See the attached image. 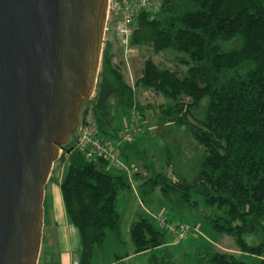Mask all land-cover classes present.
<instances>
[{
    "label": "trees",
    "instance_id": "1",
    "mask_svg": "<svg viewBox=\"0 0 264 264\" xmlns=\"http://www.w3.org/2000/svg\"><path fill=\"white\" fill-rule=\"evenodd\" d=\"M130 43L182 54L178 61L187 67L184 72L146 59L135 86L168 100L159 106V122L182 129L195 145L186 160L191 175L184 178L177 174L179 154L169 144L163 152L170 173L154 168L140 137L123 144L122 159L139 161L146 172L135 175L140 195L158 190L170 221L178 217L181 222L186 210L209 209L199 217L231 237L243 255L217 251L201 238L193 264H264V0H160L156 12L136 14ZM99 77L114 90L118 106L144 115L108 47L101 54ZM86 114L82 107L80 118ZM95 126L113 139L120 129H104L99 121ZM70 146L68 141L63 149ZM112 171L106 162H88L78 151L68 155L59 188L78 233L79 264H92L93 250L102 251L107 230L122 241L117 198L131 184L125 174ZM129 237L134 253L149 254L146 264H174L167 233L151 219L138 215Z\"/></svg>",
    "mask_w": 264,
    "mask_h": 264
},
{
    "label": "water",
    "instance_id": "2",
    "mask_svg": "<svg viewBox=\"0 0 264 264\" xmlns=\"http://www.w3.org/2000/svg\"><path fill=\"white\" fill-rule=\"evenodd\" d=\"M108 0H0V264H37L44 186L101 61Z\"/></svg>",
    "mask_w": 264,
    "mask_h": 264
},
{
    "label": "rangeland",
    "instance_id": "3",
    "mask_svg": "<svg viewBox=\"0 0 264 264\" xmlns=\"http://www.w3.org/2000/svg\"><path fill=\"white\" fill-rule=\"evenodd\" d=\"M119 19L120 13L118 11V5H115L113 0H109L101 54L105 48H109L110 53L113 55V62L119 66L124 81L133 90L135 102L144 108V115L142 116L143 132L140 135L139 145L143 150L147 151L148 158L153 162L154 168L157 171L170 173V167L165 164V156L163 152L164 144H169L175 148L176 152L179 154L176 159L178 167L177 174L184 178L189 177L191 175L190 163L186 160H190L189 158H191L195 152L193 141L182 129H175V127L169 122H159V106L168 103V100L151 88L135 86V81L141 76V70L146 59H152L159 68L184 72L187 67L185 64L178 61V58L181 57L182 54H177L173 50H165L160 53H155L152 48L147 45L134 46L135 51L130 55L125 53L121 39L116 31ZM100 68L101 61L94 90L92 94L85 99L82 105L83 109L87 110L85 118L90 120L94 125L99 121L104 129L108 127H119V134L124 124V118L129 116L135 109L130 108L126 112V110L116 104V94L114 90L110 86L108 87L107 82L99 77ZM137 111L139 110H136V112ZM77 133L75 131L70 136L69 142L71 146L68 149H60L59 153L61 156L52 164L48 180L44 186V192L47 195L50 193L51 186L56 184L57 180L62 177L65 171L68 155L71 151H74L73 148ZM96 136L99 140L107 144L114 145L116 143L115 138L105 137L98 132ZM128 163L136 164L139 167L140 172L143 174L146 173L139 161L131 160ZM130 181L132 182L134 189H132V191L124 190L120 192L117 198V205L122 223V241L118 242L114 234L107 230L102 251L98 248L93 250L92 264H146L149 256L148 253L141 256L131 257L122 263L118 262L119 257H124L125 255L132 253L133 245L130 241L129 231L126 229L129 217H131V215H133L132 217H135L142 214L151 219L156 225L153 216L161 213L169 220L170 215L168 214L167 205L159 191L155 190L150 195L142 196L138 191L139 181H136L134 176ZM208 210L209 209L200 206L197 211L192 212L191 210H186L183 212L182 215L184 218L181 222L189 223L192 225L193 229H196L192 230L183 240L169 247V250L173 254L172 261L174 264H193L195 248L201 241V238L211 244L217 251L231 253L239 258L243 257L234 246L231 237L213 231L199 217L204 212L209 213ZM173 221L177 222L178 217H174ZM167 236L169 238V243L172 244L173 241L171 237L168 234ZM52 264L56 263L54 262Z\"/></svg>",
    "mask_w": 264,
    "mask_h": 264
},
{
    "label": "built area",
    "instance_id": "4",
    "mask_svg": "<svg viewBox=\"0 0 264 264\" xmlns=\"http://www.w3.org/2000/svg\"><path fill=\"white\" fill-rule=\"evenodd\" d=\"M159 7L160 0H121L118 5L120 19L116 31L125 53L130 55L135 51L134 46L130 44V38L134 29L136 14L139 11L154 13ZM123 123L120 133L115 138L116 143L111 145L97 138L96 126L90 120L80 118L73 150L78 151L88 162H106L107 169L125 174L130 180L142 172L136 164L127 163L122 159L120 148L123 144L131 143L140 137L143 132V121L141 115L134 110L124 118ZM153 218L156 221V226L171 237L172 244L180 242L192 230L196 229H193L189 223L170 221L161 213L154 215ZM66 264H79L78 254L73 253L71 260Z\"/></svg>",
    "mask_w": 264,
    "mask_h": 264
},
{
    "label": "crops",
    "instance_id": "5",
    "mask_svg": "<svg viewBox=\"0 0 264 264\" xmlns=\"http://www.w3.org/2000/svg\"><path fill=\"white\" fill-rule=\"evenodd\" d=\"M60 180L61 177L54 186H51L48 195L44 192L43 225L38 264H52L54 262L56 264H66L71 260L73 253H78L79 237L65 213L59 188ZM130 184L132 191L134 187L131 181ZM132 216L129 217L126 228L128 231L130 224L138 217V215ZM171 245L173 244L168 242V246L170 247ZM146 253H134L132 248V253L119 257L118 262L122 263L131 257L141 256Z\"/></svg>",
    "mask_w": 264,
    "mask_h": 264
}]
</instances>
